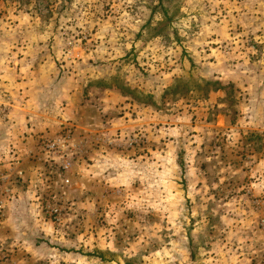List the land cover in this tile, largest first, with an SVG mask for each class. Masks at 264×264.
I'll list each match as a JSON object with an SVG mask.
<instances>
[{"label":"rangeland","instance_id":"374dc122","mask_svg":"<svg viewBox=\"0 0 264 264\" xmlns=\"http://www.w3.org/2000/svg\"><path fill=\"white\" fill-rule=\"evenodd\" d=\"M0 264H264V0H0Z\"/></svg>","mask_w":264,"mask_h":264}]
</instances>
